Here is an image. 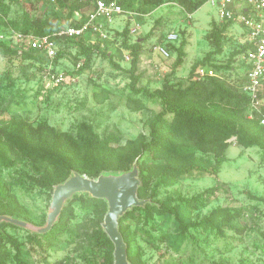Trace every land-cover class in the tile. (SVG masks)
Wrapping results in <instances>:
<instances>
[{
    "label": "trees",
    "instance_id": "16d2710c",
    "mask_svg": "<svg viewBox=\"0 0 264 264\" xmlns=\"http://www.w3.org/2000/svg\"><path fill=\"white\" fill-rule=\"evenodd\" d=\"M23 1L0 0V33L14 30L39 37H52L59 46L54 64L68 55L73 56L75 62L83 59L78 73L86 69L94 54L112 60L111 55L101 50L97 43L91 45L87 42L90 35L80 38L56 36L63 28L58 22H53L58 18V10L65 11L69 21L73 19L74 12L88 9L91 0ZM206 1L139 0L140 8L134 9L133 0H118L125 9L139 14L169 3L179 6L184 14H193ZM39 4L45 8L42 16L33 13ZM13 6L17 9L11 16ZM235 22L236 19L224 24L211 22L210 30L205 35L211 50L201 62L192 65L185 83L172 82L184 62L185 43L182 42L178 47L167 44L168 49L176 53V59L161 87L154 90L138 85L141 79L137 74L141 51L139 40L128 44V26L121 33H116L124 37L122 47L131 55L130 68L124 71L130 79L126 107L133 112L144 111L148 108L143 100L158 102L160 107L158 112L145 119V132L124 144H121L119 133L100 137L88 122L78 123L70 132L58 130L46 120L35 124L23 118L0 120V216L43 227L47 213L40 219L34 217L13 192L15 185L24 189L29 185L45 191L50 203L54 188L74 173L97 179L101 175L126 173L135 165L140 181L137 198L146 203L132 207L118 218V231L126 245L129 264H143L140 255L132 252L131 226L140 223L149 225L156 216L161 219L167 216L177 223L178 232L171 244L176 251L182 241L190 237V229L209 230L218 237H223L227 229L238 231L232 224L243 217L245 210L242 208L216 207L198 221H191L181 212L207 205L216 191L213 187L191 198L157 199L159 188L173 186L179 178L193 173L216 176L229 161L227 151L232 143L229 142L231 138H235V144L242 149H258L261 158H264V126L260 124L258 116L249 117V99L240 90L246 65L239 59L242 76L237 82L227 81L221 76L224 71L233 70L234 59L247 48L239 44L225 64L215 61V57L222 53L226 29ZM72 24L77 25L74 22ZM0 57L32 60L38 63L40 69L48 64L43 53L24 46L14 47L6 41H0ZM114 67L120 69L116 64ZM200 67L214 69L219 77L192 81L195 71ZM93 98L97 104H103L108 99V92L102 89L94 93ZM107 208L105 200L81 193L74 194L64 203L51 229L44 234L0 222V264H29L24 245L15 235L5 232L6 228L28 232L27 242L33 251L36 249L47 254L57 251L62 244H68L74 246V251L84 252L83 259L87 264H113V244L102 229ZM75 210L85 215L84 220H77ZM166 239L169 238L162 234L159 240ZM97 256L99 261L90 260ZM42 260L43 264L74 262L72 258H61L52 263H48L46 257Z\"/></svg>",
    "mask_w": 264,
    "mask_h": 264
},
{
    "label": "rangeland",
    "instance_id": "374dc122",
    "mask_svg": "<svg viewBox=\"0 0 264 264\" xmlns=\"http://www.w3.org/2000/svg\"><path fill=\"white\" fill-rule=\"evenodd\" d=\"M40 5L33 12L36 16H42L44 12L45 8ZM133 8H140L139 0H133ZM16 9L12 7L11 16ZM72 20L66 19L65 11L58 10V18L53 22H58L64 28L70 26ZM212 21L216 22L218 18L215 10L207 3L194 12L191 19L186 18L179 6L169 3L145 14L141 12L140 17L132 22L124 19L114 22L112 39L103 49L111 55L112 60L94 54L86 69L78 73L76 65L81 64L83 59L75 62L71 55L63 57L54 64V68L71 80L45 95L41 93L42 69L38 63L21 58L0 57V120L23 118L34 124L46 120L56 129L70 132L78 123L88 122L100 137L119 133L121 144H124L145 132V119L158 112L160 107L158 102L149 100H143L148 108L144 111L133 112L126 107L130 79L124 71L130 68L131 55L122 47L124 37L116 33H121L128 26V44L139 40L141 51L137 74L141 79L138 85L154 90L161 87L164 77L169 74L176 53L170 51V57L162 59L153 51V46L164 42L166 35L172 31L178 35L177 41L171 43L173 46L185 43L184 62L172 79L174 83H185L192 65L201 62L211 50L205 35ZM136 25L139 29L130 34ZM242 33L240 25L235 23L228 26L222 53L215 57L217 63L227 62L231 52L240 44ZM239 59H234L232 71L222 73L221 76L227 81L237 82L241 78ZM114 64L120 69L114 67ZM102 89L108 92V99L103 104H97L93 94ZM227 157L228 163L223 165L216 176L193 173L179 178L173 186L159 188L157 199L191 198L213 187L216 191L207 205L181 212L191 221H198L216 207L242 208L245 210L243 217L232 224L238 231L227 229L223 237H218L209 230L190 229V237L185 238L176 251L171 244L178 232L177 223L173 218L166 216L161 219L156 216L149 225L140 223L130 228L132 252L140 255L143 264H264V201L250 197L264 200V158H261L258 149H242L234 142L227 151ZM26 187L24 189L15 185L12 190L33 216L40 219L51 210L46 192L29 185ZM75 212L77 220H84L82 212ZM5 232L15 235L24 245L29 264H43L44 257L48 263L72 258L73 264H87L83 259L84 252L74 251L73 245L62 244L57 251L46 254L30 248L28 232L11 228H6ZM162 234L169 239L160 241ZM90 260L100 259L97 256Z\"/></svg>",
    "mask_w": 264,
    "mask_h": 264
},
{
    "label": "built area",
    "instance_id": "2783aa9c",
    "mask_svg": "<svg viewBox=\"0 0 264 264\" xmlns=\"http://www.w3.org/2000/svg\"><path fill=\"white\" fill-rule=\"evenodd\" d=\"M206 3L215 10L218 18L216 22L224 24L236 19L235 23L243 29L242 40L239 43L247 49L239 58L247 69L240 90L249 99V117L258 116L260 124L264 126V0H207ZM185 16L191 19L192 14ZM138 17H140L138 12L125 9L118 0H91L88 9L74 12L73 22L77 25L60 28L56 36L80 38L90 35L87 42L91 45L97 43L103 50L105 42L112 39L114 22L121 19L132 22ZM138 29L139 26L136 25L130 34H134ZM177 39L178 35L175 32H169L164 42L153 46V51L162 59H168L170 50L167 44L174 43ZM0 41H6L14 47H28L45 55L48 64H44L41 71L43 95L71 80L69 76L54 68L53 61L59 52V46L52 37H39L9 30L5 34L0 33ZM80 66L78 63L76 69ZM204 77L219 75L212 68L200 67L195 71L192 81ZM229 142L235 144V138H231Z\"/></svg>",
    "mask_w": 264,
    "mask_h": 264
},
{
    "label": "water",
    "instance_id": "95a60500",
    "mask_svg": "<svg viewBox=\"0 0 264 264\" xmlns=\"http://www.w3.org/2000/svg\"><path fill=\"white\" fill-rule=\"evenodd\" d=\"M139 185L140 181L135 165L126 173L101 175L97 179H89L74 173L65 182L54 188L50 201L51 210L47 213L46 223L43 227L6 216H0V222L11 223L31 232L44 234L51 229L68 199L74 194L86 193L92 198L103 199L107 202L108 208L103 219L102 229L113 244V264H129L126 245L118 231V218L132 207L143 206L146 203V201H140L137 198Z\"/></svg>",
    "mask_w": 264,
    "mask_h": 264
}]
</instances>
